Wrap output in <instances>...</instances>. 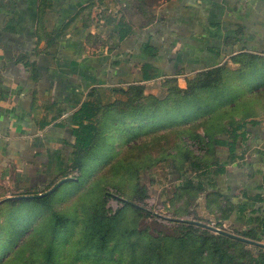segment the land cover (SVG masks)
<instances>
[{"label": "crops", "instance_id": "0c3cea01", "mask_svg": "<svg viewBox=\"0 0 264 264\" xmlns=\"http://www.w3.org/2000/svg\"><path fill=\"white\" fill-rule=\"evenodd\" d=\"M126 13L121 0H0V184L60 182L76 149L73 114L84 103L95 106L98 127L104 104L131 85L173 78L182 87L235 55L264 64V0H159L147 8L146 26ZM144 64L156 78L142 80ZM258 82L264 86V73ZM255 119L240 159L230 163L217 148L225 171L207 190L239 232L260 231L251 221L264 214V112Z\"/></svg>", "mask_w": 264, "mask_h": 264}, {"label": "rangeland", "instance_id": "374dc122", "mask_svg": "<svg viewBox=\"0 0 264 264\" xmlns=\"http://www.w3.org/2000/svg\"><path fill=\"white\" fill-rule=\"evenodd\" d=\"M158 1L121 0V10L127 12L129 18L137 19L133 21L134 25L146 26L147 8ZM221 67L210 75L194 73L188 78L195 81L188 83L187 78L182 87L173 79L161 81L154 87L143 86L142 98L138 97L136 104L145 110L151 108L147 112V121L144 122H147L149 130L132 128L128 124L130 119L126 117L130 115L132 108L127 104L136 101V93L128 92V95L121 97L122 103H126L122 106L121 113H125L126 117H121V125L116 134L112 135L114 140L101 145L100 152L103 154L100 156L104 159L101 163H105L98 165L95 160L87 162L86 159V163L92 165L86 166L84 163V172L69 170V173L63 174L70 180L48 196L45 195L46 201H27L14 197L43 195L59 182L57 178L61 175L55 181L43 182L34 189H30L33 184L26 180L15 182L10 179L8 183L0 184V264H46L48 262L45 256L49 247L54 252L50 264H216V258L210 254V245L202 240L205 236L204 229L209 233L216 232L202 225L233 233L228 225L223 227L222 221L227 215L225 205L222 200L209 196L207 191L198 193L180 189L178 182L175 183L168 176L169 172L163 175L168 165L160 161V157L155 158L158 161L153 167L140 170L139 174V182L147 190V198L140 206L147 212V216L142 217L127 210L119 219L117 233L105 253L95 254L87 248L81 232L94 208L103 207L108 215H114L118 209L123 208V200L131 199L137 170L145 162L141 155L147 154V151L151 156L157 155L155 149L165 145L169 149L167 161L180 165L183 162L180 148L184 142L189 151L198 152L197 147L192 146V141L184 138L185 136L196 134L195 131L203 134L204 130L217 129L218 122L227 123L229 117L224 119L221 116L229 111L233 112L231 116L235 120H239L242 110L240 101L253 97L256 91L264 89V86L257 88L259 82L254 66L248 65L242 69L238 64L227 63ZM248 67L250 69L245 70ZM209 78L213 82L215 80L214 89L210 92L216 93V96L209 97V92L205 90L196 91L198 83ZM223 90L228 93L236 90L237 94L218 99L214 103L217 93ZM152 91H156V95L151 94ZM195 97L204 105L207 104V99H211V112L210 108H205L201 114L188 113L177 119L174 112L165 115L155 113L154 108L160 104L169 107L176 100L188 98L193 102ZM247 111L250 114L256 112L255 106ZM217 116L220 118L216 119ZM166 137L168 144L160 142L161 138ZM178 139H181V144ZM7 198L11 199L6 200ZM54 213L68 219V224L58 232L51 225L50 219ZM183 222L193 224L197 229H189L188 224L182 225ZM228 250L231 254L242 257L243 251L240 248L230 247ZM14 255L16 263L8 262ZM28 258L35 259L34 263Z\"/></svg>", "mask_w": 264, "mask_h": 264}, {"label": "trees", "instance_id": "16d2710c", "mask_svg": "<svg viewBox=\"0 0 264 264\" xmlns=\"http://www.w3.org/2000/svg\"><path fill=\"white\" fill-rule=\"evenodd\" d=\"M127 34H129V29L124 28L123 31H121L120 39L122 40L124 35ZM152 49L153 47H150L147 44L143 47L145 54H147L148 56H154ZM257 62V58L252 55H235L230 59V63L238 64L242 69L244 66H254L256 72V79L258 81L259 77H261V74L264 73V64H262L261 62V65L259 66L257 65ZM225 65H227V63L221 66L223 67ZM258 67H260V69ZM218 68L204 70L198 72V74H214V72H216ZM249 69L250 67L245 70ZM140 71L143 81H148L157 77L156 68L152 67L149 64L142 65ZM165 80L170 81L171 79ZM173 81H175V79H173ZM194 81L195 79H187L188 83H192ZM214 82L210 78L201 83L199 82L196 91L200 92V90H205L209 92V97H212V95L216 94L210 92L214 89ZM218 85L221 84L219 83ZM257 88L261 87L259 86ZM132 91L136 93L137 97L135 96L136 101H131V103L127 104L131 106V110L133 113L129 112L130 115L126 117L125 113H121L122 106L126 105V103H122L123 101L121 100V97H123L124 95H128V92L130 93ZM179 92L183 93L182 90H179ZM116 93H118L117 99H115L113 102L108 101L104 104L103 115L101 117V121H99L98 127L95 124L97 110L95 109V106L91 103H84L82 107L76 113L73 114V123L77 126V129L74 134L76 149L74 152V159L72 160V166L70 167V171L73 170L78 172H84L85 169H83L84 167L82 166L84 163H86V159L87 162H93V160H95L98 165L105 163H101V161L104 160L101 159L100 156L103 154V152H100L101 145L114 140L112 135L116 134V130L120 127L121 117L129 118L130 122L128 124L132 128H147V130H149L147 122H144L147 121V112H150L151 108L148 109L147 107L148 110H145L142 106L136 104L139 100L138 97L142 98L143 86L136 84L131 85L126 90H118V92L116 91ZM235 94H237L236 90L231 91L229 93L227 90H223L222 92L217 93V98L214 99L213 102L216 103L218 99L222 100L223 98L234 97ZM252 96L253 97L249 96L246 99H242L240 101L242 110L239 120H235L231 116L233 112L229 111V113H225L221 116V118L224 119L226 118V116L229 117V119H227V123H223L224 125L218 122L221 127L218 125L217 129L213 128L210 130H202L203 134H200L195 131L196 134L185 136L184 138H187L192 141L190 142L192 146L197 147L198 152L196 153L198 154L189 151L187 145L184 142V145H182V148H180L181 152H183V162L180 165H175L172 161H167L169 149H166L167 147H165V145L159 146L158 149H155L157 155L151 156L148 151L147 154L141 155L142 161L145 162L143 163V166L137 170V176L135 177L136 184H134L135 186L133 188L131 199L123 200V208L118 209L114 213V215H108L107 212H105V210L103 209V207H96L91 211L85 221V226L81 232L82 240L84 241L85 246L91 251H93L95 254L105 253L107 252L106 250L108 249L109 244L112 242V239L117 233L116 230L117 226H119V219L126 214L127 210H131L142 217L147 216V212L140 206V204L147 198V190L143 187L142 183L139 182V174H141L140 170L145 171L146 169L153 167L154 164H156L155 162L158 161H155L156 157H160L162 159H160V161L165 162L168 165V169H166L165 173L169 172L168 175L172 177V180H174L175 183L178 182L180 189L186 191L194 190L198 193L210 190L211 188L213 189L215 185V178L217 176L223 175L225 171L222 158L219 157L216 153L217 148L220 147L225 148L227 150L226 159L230 163H234L236 160L240 159L242 157V154L238 152L240 145L246 143L251 135V133L248 131V128L252 125L254 126V124L256 123L255 118L258 117L259 112H264V89L256 91L255 94ZM209 101H211V99H207V104L204 105L201 100L197 97L193 99V102H191L188 98H183V100L174 101L172 106L170 104L171 107L161 106L160 104L157 108H154V110H156L155 113L157 112L158 115H165L174 112L173 114L175 116V119H177L181 116H187L188 113L196 115L201 114V112H203L202 109L205 108H210L209 111L211 112V110L213 109V104ZM253 104L256 109V112L254 113L256 114H250L247 111L249 108H254ZM218 118L220 117L217 116L216 119ZM178 140L181 144V139ZM173 141L175 142L174 139ZM160 142L168 144V137H166L165 139L161 138ZM142 148L144 147L142 146ZM109 158L111 159V157ZM117 162L113 165L114 168L116 167ZM87 165L92 164L86 163V166ZM110 166H112V164ZM65 177L66 176H63L62 178ZM213 192L217 196H220L222 198L225 197L220 191L216 190ZM35 195L38 196V194ZM36 196H34V198L32 199L38 202H43L46 201L48 195L39 198H37ZM255 199H257L260 204L262 203L263 199L261 197ZM259 212V215L257 217L252 218L251 223L256 224L257 227L260 228V231H257V228L255 227L241 232L233 230L234 234L228 233L221 229L218 230L242 239L249 240L251 242L264 245V242L259 237V233L264 235V214L263 212H261L262 214H260ZM228 217L229 216L225 215L222 221L224 228H226V224L224 223L226 222L225 220H227ZM50 220L51 225L56 232L63 229L68 224V219L61 214L54 213ZM185 224L187 225L188 223H182L183 226H185ZM187 228L197 229V226L193 224H188ZM204 230L205 231L203 233L205 234V236H203L202 240H204L210 245L212 249V252L210 254H213L211 256L213 258H216V264H264V248L231 238L222 233L214 234L209 233L206 229ZM230 247L240 248L243 251L242 257H237V255L231 254L228 250ZM47 249V253L49 255L47 254L45 256L48 262L46 264H50L54 252L50 249V247ZM28 260L34 263L35 259L28 258ZM16 261L17 260L15 255L11 260H8V262L15 263Z\"/></svg>", "mask_w": 264, "mask_h": 264}, {"label": "water", "instance_id": "95a60500", "mask_svg": "<svg viewBox=\"0 0 264 264\" xmlns=\"http://www.w3.org/2000/svg\"><path fill=\"white\" fill-rule=\"evenodd\" d=\"M69 180H70V178H67V179H63V180H61V181L58 182V183H57V184H56L51 190H49L47 193H44L43 195H38V196H36V197L38 198V197H41V196H45V195L51 194V193L54 192L57 188H59L63 183H65L66 181H69ZM32 198H34V196L14 197V199H32ZM9 199H11V198H7L6 200H9ZM196 224H197V223H196ZM202 226L205 227V228L211 229V230H213V231L216 232V233H222V234H224V235H226V236H229V237H231V238H234V239H237V240H241V241L246 242V243H248V244H251V245H255V246H259V247L264 248V245H263V244H259V243L251 242V241H249V240L242 239V238H239V237L233 236V235L228 234V233H225V232H221V231L218 230V229H214V228H211V227H208V226H205V225H202Z\"/></svg>", "mask_w": 264, "mask_h": 264}]
</instances>
